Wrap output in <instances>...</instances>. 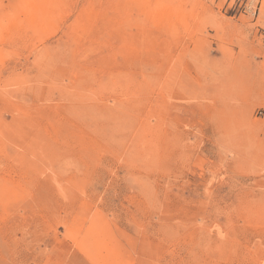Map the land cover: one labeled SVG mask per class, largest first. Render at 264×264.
Segmentation results:
<instances>
[{
  "label": "rangeland",
  "instance_id": "rangeland-1",
  "mask_svg": "<svg viewBox=\"0 0 264 264\" xmlns=\"http://www.w3.org/2000/svg\"><path fill=\"white\" fill-rule=\"evenodd\" d=\"M0 264H264V0H0Z\"/></svg>",
  "mask_w": 264,
  "mask_h": 264
}]
</instances>
